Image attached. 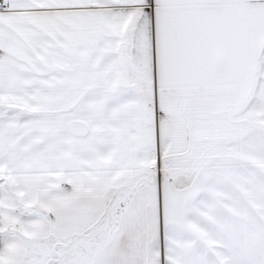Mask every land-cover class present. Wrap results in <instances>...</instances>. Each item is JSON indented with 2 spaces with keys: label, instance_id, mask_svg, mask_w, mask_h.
I'll list each match as a JSON object with an SVG mask.
<instances>
[{
  "label": "crops",
  "instance_id": "crops-1",
  "mask_svg": "<svg viewBox=\"0 0 264 264\" xmlns=\"http://www.w3.org/2000/svg\"><path fill=\"white\" fill-rule=\"evenodd\" d=\"M0 1V264H264V0Z\"/></svg>",
  "mask_w": 264,
  "mask_h": 264
},
{
  "label": "rangeland",
  "instance_id": "rangeland-1",
  "mask_svg": "<svg viewBox=\"0 0 264 264\" xmlns=\"http://www.w3.org/2000/svg\"><path fill=\"white\" fill-rule=\"evenodd\" d=\"M246 4V0L240 1V6ZM8 231H14V229H8ZM88 252L80 240L70 242L53 240L52 244L44 249L41 247V241H29L20 264H79Z\"/></svg>",
  "mask_w": 264,
  "mask_h": 264
},
{
  "label": "built area",
  "instance_id": "built-area-1",
  "mask_svg": "<svg viewBox=\"0 0 264 264\" xmlns=\"http://www.w3.org/2000/svg\"><path fill=\"white\" fill-rule=\"evenodd\" d=\"M5 7H6V6L4 5V3H3L2 1H0V9H1V8L4 9Z\"/></svg>",
  "mask_w": 264,
  "mask_h": 264
}]
</instances>
